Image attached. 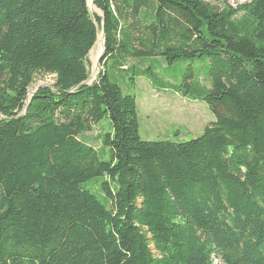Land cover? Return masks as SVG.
I'll return each mask as SVG.
<instances>
[{"label": "trees", "instance_id": "1", "mask_svg": "<svg viewBox=\"0 0 264 264\" xmlns=\"http://www.w3.org/2000/svg\"><path fill=\"white\" fill-rule=\"evenodd\" d=\"M94 5L0 0V264H264V0ZM153 57L209 60V89L184 78L215 119L200 138H141L107 68Z\"/></svg>", "mask_w": 264, "mask_h": 264}, {"label": "rangeland", "instance_id": "2", "mask_svg": "<svg viewBox=\"0 0 264 264\" xmlns=\"http://www.w3.org/2000/svg\"><path fill=\"white\" fill-rule=\"evenodd\" d=\"M218 8H223L224 3L233 8H238L251 0H205ZM90 11L93 15L102 17V13L92 6V0H88ZM104 32L100 31L97 43L89 54L90 81H96L100 73L102 52L97 51L99 37ZM101 58V60H100ZM100 60V61H99ZM128 70L111 68L107 71L111 80L117 83L126 95L136 97L139 118L140 134L144 141H174L177 143L187 142L200 138L207 126L215 121L213 114L204 101L184 87V78L191 68L193 75L190 83L195 90L199 85L209 89L211 83L206 79L209 73L210 62L207 59H196L177 62L169 65L163 58L153 57L144 59H129L126 64ZM96 68V71H95ZM142 70H145L142 72ZM53 75L39 74L32 86L30 93L33 94L39 88L53 86ZM112 131L109 116L88 133L89 142L93 147L102 152L100 138ZM103 159L107 160L108 156ZM94 182H99L96 180ZM93 182V183H94ZM98 191V186L93 187ZM215 264H221L216 261Z\"/></svg>", "mask_w": 264, "mask_h": 264}, {"label": "bare ground", "instance_id": "3", "mask_svg": "<svg viewBox=\"0 0 264 264\" xmlns=\"http://www.w3.org/2000/svg\"><path fill=\"white\" fill-rule=\"evenodd\" d=\"M103 41H104L103 36H100L99 42H98V48H97V51H99V52H102V50H103V46H104ZM95 71H96V68H95Z\"/></svg>", "mask_w": 264, "mask_h": 264}, {"label": "water", "instance_id": "4", "mask_svg": "<svg viewBox=\"0 0 264 264\" xmlns=\"http://www.w3.org/2000/svg\"><path fill=\"white\" fill-rule=\"evenodd\" d=\"M92 6H93V7L95 6V5H94V0H92ZM103 40H104V41H103V44H104V46H103V54H104V52H105V35H104V34H103ZM103 54H102V55H103ZM101 58H102V56H101ZM101 58H100V60H101ZM100 60H99V61H100ZM88 85H90L89 82H88ZM35 93H36V92H34L33 94L30 93V96H33Z\"/></svg>", "mask_w": 264, "mask_h": 264}]
</instances>
